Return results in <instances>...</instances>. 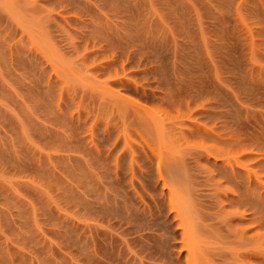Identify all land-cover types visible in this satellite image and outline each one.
I'll use <instances>...</instances> for the list:
<instances>
[{"label": "rangeland", "instance_id": "374dc122", "mask_svg": "<svg viewBox=\"0 0 264 264\" xmlns=\"http://www.w3.org/2000/svg\"><path fill=\"white\" fill-rule=\"evenodd\" d=\"M0 264H264V0H0Z\"/></svg>", "mask_w": 264, "mask_h": 264}]
</instances>
